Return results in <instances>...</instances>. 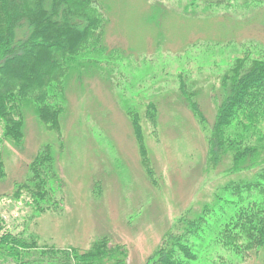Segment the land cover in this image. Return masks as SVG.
Wrapping results in <instances>:
<instances>
[{
    "label": "rangeland",
    "instance_id": "obj_1",
    "mask_svg": "<svg viewBox=\"0 0 264 264\" xmlns=\"http://www.w3.org/2000/svg\"><path fill=\"white\" fill-rule=\"evenodd\" d=\"M92 1L105 23L89 41L100 34V43L60 62L67 84L55 98L64 106L58 124L36 121L24 105L23 149L0 144V236L37 248L22 264H66L65 251L96 243L109 252L104 264H146L182 216L215 205L227 177L226 167L208 163L207 132L179 102L181 85L197 91L212 124L223 74L264 60V0H212L208 10L188 0ZM127 110L139 115L141 143ZM44 144L55 157L49 183L57 193L35 204L36 189L18 185ZM222 241L212 239L206 260L194 264H264L261 246L238 253ZM0 264L16 261L3 252Z\"/></svg>",
    "mask_w": 264,
    "mask_h": 264
},
{
    "label": "trees",
    "instance_id": "obj_2",
    "mask_svg": "<svg viewBox=\"0 0 264 264\" xmlns=\"http://www.w3.org/2000/svg\"><path fill=\"white\" fill-rule=\"evenodd\" d=\"M91 2L0 0V144L5 141L18 150L23 149V112L27 110L22 111L24 105L32 104L35 114L32 117L36 121L50 117L58 124L64 106L55 98L60 97L58 93H64L67 84L66 78L62 80L60 62L78 60L85 52L96 51L100 43V34L89 41L93 30L101 31L105 23L103 16L92 9ZM201 3L188 0L187 5H202L208 10L213 4L212 0H201ZM209 42L207 47L215 45ZM243 66L240 62L233 65L223 74L219 91H213L212 98L216 96L220 100L214 105L212 124L207 122L196 101L197 91L188 90L183 84L180 87L179 102L207 132L208 163L226 167L227 177L213 193L215 205H203L197 213L182 216L175 225L176 231L165 233L168 238H163L164 245L146 264L204 262L203 248L212 239L223 238L221 243L231 252H249L258 246L264 251V60L251 63L247 70ZM81 78L78 74L77 81ZM149 108L147 115L152 118L154 104ZM126 115L133 119V132L141 143L138 113L127 110ZM49 148V144L39 148L31 159L27 180L18 185L29 191L36 189L31 193L35 204L57 193L54 184L49 183V173L55 172L51 167L55 157ZM1 171L0 165V174ZM0 239V253L10 254L16 264L19 257L22 264L23 253L33 248L10 234H2ZM101 248L96 243L82 254L76 250L65 251L66 264H104L109 252L104 253ZM33 249L37 250L35 246Z\"/></svg>",
    "mask_w": 264,
    "mask_h": 264
}]
</instances>
